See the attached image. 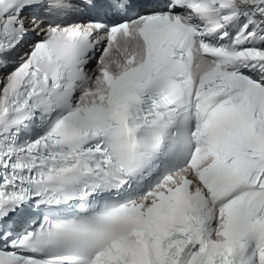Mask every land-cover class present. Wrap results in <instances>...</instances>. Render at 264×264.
I'll list each match as a JSON object with an SVG mask.
<instances>
[{
	"label": "snow or ice",
	"instance_id": "1",
	"mask_svg": "<svg viewBox=\"0 0 264 264\" xmlns=\"http://www.w3.org/2000/svg\"><path fill=\"white\" fill-rule=\"evenodd\" d=\"M131 6L0 0V264H264V0Z\"/></svg>",
	"mask_w": 264,
	"mask_h": 264
}]
</instances>
